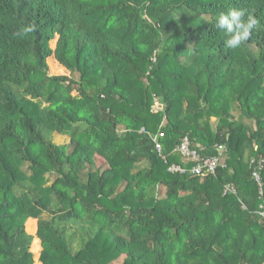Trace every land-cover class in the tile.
Wrapping results in <instances>:
<instances>
[{
  "label": "trees",
  "instance_id": "obj_1",
  "mask_svg": "<svg viewBox=\"0 0 264 264\" xmlns=\"http://www.w3.org/2000/svg\"><path fill=\"white\" fill-rule=\"evenodd\" d=\"M263 205L264 0H0V264H264Z\"/></svg>",
  "mask_w": 264,
  "mask_h": 264
},
{
  "label": "built area",
  "instance_id": "obj_2",
  "mask_svg": "<svg viewBox=\"0 0 264 264\" xmlns=\"http://www.w3.org/2000/svg\"><path fill=\"white\" fill-rule=\"evenodd\" d=\"M154 108L155 110H158L161 108V105L159 103H156ZM140 131L147 133L150 136V139L154 144L156 152L159 156H161L162 159H164V161H166L165 156L163 154V144L160 140V138L164 136L163 132L158 131L157 134H150L144 128H141ZM216 149L218 152L217 155L211 157L203 156L195 148L190 147L188 138L184 136L175 145L174 150L178 152L182 156V158L187 161L190 165L189 167H185L177 163H171L168 165L167 170L171 173L189 172L192 174H215L216 168L220 164L222 165V155L224 147L222 145H218L216 146ZM252 176L259 187V191H261L262 182L260 179L259 170H253ZM226 191L234 192V189L230 185H227L224 188V192ZM258 214L264 218V205L260 208V210H258Z\"/></svg>",
  "mask_w": 264,
  "mask_h": 264
},
{
  "label": "clouds",
  "instance_id": "obj_3",
  "mask_svg": "<svg viewBox=\"0 0 264 264\" xmlns=\"http://www.w3.org/2000/svg\"><path fill=\"white\" fill-rule=\"evenodd\" d=\"M215 26L225 40V47L230 49L240 48L252 36L253 32L262 25L260 20L243 9L231 8L220 13L215 18ZM34 24H27L23 28L24 35L35 31Z\"/></svg>",
  "mask_w": 264,
  "mask_h": 264
},
{
  "label": "rangeland",
  "instance_id": "obj_4",
  "mask_svg": "<svg viewBox=\"0 0 264 264\" xmlns=\"http://www.w3.org/2000/svg\"><path fill=\"white\" fill-rule=\"evenodd\" d=\"M50 69L52 70V71H54V72H59L60 70H61V67H60V65H58L57 63H55V62H50ZM77 76V75H76ZM213 119V118H212ZM53 141L55 142V143H63V142H66V141H68V138L67 137H65V136H60V135H57V134H54L53 135ZM163 192V188H161V193ZM25 225H26V222H25ZM29 233H31V234H35V221H33V223H32V227H31V230H29V229H26ZM37 238V237H36ZM38 240H39V238H37ZM39 249H40V240H39ZM39 252V251H38ZM38 259V256H36L34 253H33V259H34V262H33V264H35V259ZM114 264H119V262L118 261H115V263Z\"/></svg>",
  "mask_w": 264,
  "mask_h": 264
},
{
  "label": "crops",
  "instance_id": "obj_5",
  "mask_svg": "<svg viewBox=\"0 0 264 264\" xmlns=\"http://www.w3.org/2000/svg\"><path fill=\"white\" fill-rule=\"evenodd\" d=\"M29 219L35 221V232H36V227H37V221H36V219H34V218H29ZM29 219H28V220H29ZM28 220H27V221H28ZM32 235H33V234H32ZM33 236H34V237H37L36 234H34ZM37 238H38V237H37Z\"/></svg>",
  "mask_w": 264,
  "mask_h": 264
}]
</instances>
